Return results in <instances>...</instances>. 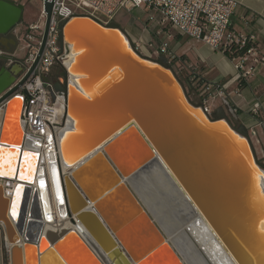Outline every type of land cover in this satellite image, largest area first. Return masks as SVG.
Segmentation results:
<instances>
[{
  "label": "water",
  "instance_id": "95a60500",
  "mask_svg": "<svg viewBox=\"0 0 264 264\" xmlns=\"http://www.w3.org/2000/svg\"><path fill=\"white\" fill-rule=\"evenodd\" d=\"M51 6L44 1L43 33L29 69L20 79L24 69L0 71V180L20 181L10 196L0 183V226L9 264H27L26 249L31 245L39 253L38 264H44V255L72 233L41 231L37 196L29 185L36 158L22 145L16 122L18 96L13 95L42 53ZM23 9L20 2L0 0V35L22 22ZM59 42L66 57L70 47L74 52L61 72L63 84L55 83L51 90L53 98L54 92L64 97L69 128L62 134L63 150L66 153L68 147V155L75 158L89 152L61 175L63 195L71 222L103 262L140 264L118 234V226H129L133 219L113 216V210L106 212L101 204L158 157L235 264H264V166L256 158L249 132L233 126L222 109L207 112L201 102H193L166 58L141 55L114 22L77 14L60 26ZM44 81L48 82L45 76ZM8 123L13 129L10 140L4 129ZM87 125L92 127L90 140L76 143L78 150L67 146L88 136ZM149 233L163 240L152 224L138 236ZM75 243L79 247V241ZM81 248L74 249L78 253ZM85 256L83 264H101L88 249Z\"/></svg>",
  "mask_w": 264,
  "mask_h": 264
},
{
  "label": "built area",
  "instance_id": "2783aa9c",
  "mask_svg": "<svg viewBox=\"0 0 264 264\" xmlns=\"http://www.w3.org/2000/svg\"><path fill=\"white\" fill-rule=\"evenodd\" d=\"M20 2L19 0H13ZM45 0H40V16L43 20L41 27L31 25V30L40 29L37 41L34 45H26L24 56L25 72L33 63L39 50L43 33L46 13L43 10ZM52 3L51 18L42 53L30 75L14 92L13 95L21 98L20 125L22 128V145L30 150L39 152L37 172L35 179L29 183L31 187L43 181L46 187L47 201L43 206V215L54 221L71 219L64 196L61 201L53 199L48 191V166H57L59 163L58 135L66 124L65 102L62 93L51 95L49 84L44 81L53 65L64 67L67 59L65 50L59 42L60 26L69 18L77 14H86L98 19V13L107 16L109 23L121 9L127 5L132 7L145 6L160 15L157 21L160 26L167 25L176 32L189 38L201 41L223 52L234 64L239 80L253 74L257 64H264V54H260L254 44L255 37L252 34L233 31L230 28V18L237 8L236 0H47ZM149 20L153 16H149ZM99 20V19H98ZM16 29V28H14ZM159 29L157 32L160 33ZM27 36V33L25 34ZM30 35L28 34V37ZM32 37V36H30ZM169 33H164L160 38L159 52L168 54L167 38ZM132 47L137 50L139 42H132ZM21 49V47L19 48ZM22 75L19 77V79ZM204 97L201 99L203 108L210 112L208 105L211 94L209 88H204ZM221 92L218 91V94ZM259 106L253 104L250 111L258 113ZM264 132V118L257 121ZM250 135L255 136L256 130L250 129ZM264 166V159H263ZM17 179L0 180L5 194L10 196L19 183ZM62 230V229H61ZM5 248L8 245L5 241Z\"/></svg>",
  "mask_w": 264,
  "mask_h": 264
},
{
  "label": "bare ground",
  "instance_id": "6f19581e",
  "mask_svg": "<svg viewBox=\"0 0 264 264\" xmlns=\"http://www.w3.org/2000/svg\"><path fill=\"white\" fill-rule=\"evenodd\" d=\"M73 56L74 52L70 47L65 63L68 64ZM69 78L74 81L71 76ZM17 99L16 122L22 136L20 125L22 100L20 97ZM67 128H69V123L65 124V127L61 129L60 135H58V167L51 164L48 166V191L51 192L53 199L57 202L61 201V196L63 195L61 175L69 173L89 153H81L76 158L70 157L67 150H72L68 147L66 153H64L63 148L65 145L61 138ZM88 128L90 132L88 136H84L83 139L78 137V141L74 140L67 146L78 150L76 143L79 144L81 141L90 140L91 137L89 136L92 135V127L89 126ZM32 151L36 160L31 181L35 179L38 169L37 161L39 159V152L35 149ZM261 181L264 184L263 177H261ZM33 189L37 196L42 233H51L53 235L54 233H59L61 229L70 231L72 233L69 235L74 240L71 248H68L70 250L67 252L75 250V247L80 250L83 246V252L81 250L76 253L80 256L81 261L86 257L85 252L88 249L101 264H105L76 225L71 222L70 218L54 221L48 217L49 213L47 212V220H45L43 215V206L47 201L45 183L40 181L37 186L31 187V191ZM101 207L106 212L112 209L115 213L113 216L118 214L119 217L133 219L129 226L124 227V224L120 225V227L118 226V234L123 244L133 252L136 262L140 264H235L211 228L158 157H154L145 167L124 180L120 191L116 192L115 196L107 197ZM150 223L156 228L163 240L159 241L156 235L152 233L147 236H138L140 231L151 225ZM76 235L78 240H76ZM75 241H79V247H77L78 245H76ZM26 253L30 264H38L39 253L33 245L27 247ZM53 254L58 264H68L56 250H53ZM45 256L43 258L44 264H49V262L54 264L50 259L46 261Z\"/></svg>",
  "mask_w": 264,
  "mask_h": 264
},
{
  "label": "crops",
  "instance_id": "0c3cea01",
  "mask_svg": "<svg viewBox=\"0 0 264 264\" xmlns=\"http://www.w3.org/2000/svg\"><path fill=\"white\" fill-rule=\"evenodd\" d=\"M23 4L22 0H19ZM238 5L230 18V28L236 32L252 34L254 44L260 54H264V0H236ZM151 9L127 5L121 9L111 22L116 23L127 34L131 43L139 42L137 51L152 59L165 57L175 73L188 74L196 103L201 102L204 92L200 89L209 88L210 99L208 109H222L231 124L244 127L260 163L264 159V132L257 121L264 118V64H257L252 75L239 80L233 62L220 50L212 49L205 43L182 35L167 25L160 26L158 13L150 14ZM152 15L153 19L149 20ZM162 31L158 33L157 31ZM169 33L167 38L168 54L160 53V38ZM19 47L14 50L18 55ZM191 74V75H190ZM196 85H192V83ZM196 88V90H195ZM218 91L221 93L218 94ZM192 98V97H191ZM259 106L258 113L253 114L250 108ZM256 135H250V129ZM259 148V154L257 151ZM8 254L5 248L3 230L0 226V264H7Z\"/></svg>",
  "mask_w": 264,
  "mask_h": 264
},
{
  "label": "rangeland",
  "instance_id": "374dc122",
  "mask_svg": "<svg viewBox=\"0 0 264 264\" xmlns=\"http://www.w3.org/2000/svg\"><path fill=\"white\" fill-rule=\"evenodd\" d=\"M23 2V6H24V9H23V20L21 23H19L17 26H16V29L15 31H20L19 35H18V47L21 49L19 50L18 52V55L16 56L17 59H22L25 54H26V45L29 43V44H32L34 45L36 43V41L38 40L37 39V36L39 35V31L40 29H36V30H31L30 29V26L31 25H37L38 27H41L42 25V18L40 16V10H41V3H40V0H22ZM151 13L150 14H155L156 12L151 10L150 11ZM152 16V15H151ZM98 19L101 21V22H104L105 20H108L107 19V16L103 15V14H100L98 13ZM29 32V35L32 36V37H28L26 36L25 34ZM176 75L179 77V79L183 82L185 88H186V91H187V94L192 97L191 99L193 100V102L196 103V99L193 98V95H192V87L191 85H188V83L185 81V77L186 75L188 74H185L184 73H176ZM191 75V74H190ZM189 78V77H187ZM192 85H196L194 84V82L192 83ZM196 90V88H195ZM200 92H204V89H200ZM205 94V93H204ZM12 107H14L16 105V102H13L12 104ZM5 131H7V137H8V140H10L13 136V129H12V124L8 123L6 124V127L4 128ZM257 151H258V154H259V148H257ZM8 155V153H5L4 156H3V160H5L6 156ZM260 162V161H259ZM261 164L263 165V162H261ZM74 238L71 236V235H67L65 236V238L62 240V242L59 244V248H55V250L60 253L62 255V257L64 258V260L68 263V264H71V261L74 262L75 264H83L80 260V256L78 254H76L77 252L75 250H72L70 252H67L68 248H71V244L73 242ZM67 245V246H66ZM64 254H67L69 259L65 258L63 253L62 252H65ZM45 259L46 261H52L54 264H58V262L56 261V258L53 254V252H49L46 254L45 256ZM150 261V260H149ZM7 264H9V262L7 261ZM27 264H30L29 263V260H28V263ZM49 264H51V262H49Z\"/></svg>",
  "mask_w": 264,
  "mask_h": 264
},
{
  "label": "flooded vegetation",
  "instance_id": "af4514ba",
  "mask_svg": "<svg viewBox=\"0 0 264 264\" xmlns=\"http://www.w3.org/2000/svg\"><path fill=\"white\" fill-rule=\"evenodd\" d=\"M16 28V27H15ZM30 31L27 32V36ZM20 31H15L13 28L9 33L6 35H0V71L3 68H21L24 69L23 75L26 70V66L24 62L20 59H17V55L14 56V50L18 47V35ZM63 68L59 65H53L49 73L45 76L48 79V84L50 90L55 83L63 84V78L61 75ZM58 92H54L56 94Z\"/></svg>",
  "mask_w": 264,
  "mask_h": 264
},
{
  "label": "trees",
  "instance_id": "16d2710c",
  "mask_svg": "<svg viewBox=\"0 0 264 264\" xmlns=\"http://www.w3.org/2000/svg\"><path fill=\"white\" fill-rule=\"evenodd\" d=\"M185 81L188 83V85H189V84H190V82H191V81H189V80H188V78H186V80H185ZM189 97H190V96H189ZM190 98H191V97H190ZM191 100H192V99H191ZM192 101H193V100H192Z\"/></svg>",
  "mask_w": 264,
  "mask_h": 264
}]
</instances>
